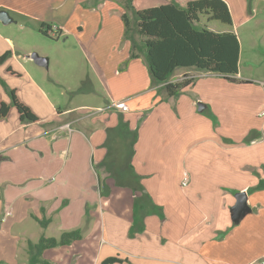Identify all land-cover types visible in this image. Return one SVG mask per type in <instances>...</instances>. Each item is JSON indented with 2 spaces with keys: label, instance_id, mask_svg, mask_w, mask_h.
Masks as SVG:
<instances>
[{
  "label": "crops",
  "instance_id": "0c3cea01",
  "mask_svg": "<svg viewBox=\"0 0 264 264\" xmlns=\"http://www.w3.org/2000/svg\"><path fill=\"white\" fill-rule=\"evenodd\" d=\"M2 10L30 30L46 23L51 35L56 29L59 37L73 36L104 93L99 97L95 84L82 93L96 98L94 113H77L90 107L86 103L63 108L60 93L87 80L76 71V87L59 73L73 57L65 55L66 41L51 39L61 55L43 54L51 70L39 79L32 76L41 72L31 63L32 53L22 56L14 38L0 34V54L12 51L0 76L8 66L18 75L4 77L28 78V88L9 86L40 118L23 123L14 107L8 119H0L2 222L20 226L32 218L39 224L35 217L46 216L48 227L39 224L46 236L54 224L52 236L82 228V239L44 251L55 264H102L112 256L122 259L115 264H264V188H256L264 179L261 164L246 160L240 167L237 151L224 163L216 142L207 151L186 148V137H180L186 135V114L179 102L176 112L171 109L174 97L162 85H152L144 57H130L118 0H0ZM2 24L0 19V29ZM0 98L10 102L1 85ZM116 101H125L129 110L111 108ZM119 145L126 149L113 154ZM202 168L214 176L194 195L174 182L176 174L185 178L190 172L199 179ZM223 171L237 179L234 187L228 184L232 193L216 183ZM31 197L33 206L25 202ZM20 236L22 264H30L28 241H36L25 231Z\"/></svg>",
  "mask_w": 264,
  "mask_h": 264
},
{
  "label": "rangeland",
  "instance_id": "374dc122",
  "mask_svg": "<svg viewBox=\"0 0 264 264\" xmlns=\"http://www.w3.org/2000/svg\"><path fill=\"white\" fill-rule=\"evenodd\" d=\"M175 1L181 5H185L188 0ZM226 1L232 12V24H226L219 20H210L207 15H202L201 20L197 24L201 27L206 26L213 31L236 32L241 45L239 72L236 76L237 80H229L217 73L208 74L209 72L206 73L199 70L186 68L180 69L176 72L174 81L184 80L191 77H194L195 81L191 85L184 87L179 95L172 99V102H170L171 109L175 111V105L177 106V103L179 102V108L186 114V118L184 117L186 119V135L181 134L180 137H186V148L190 149L192 153L201 150L207 151V146L211 147V145L216 142L222 146L221 152L224 163H229L230 154L233 151H237L236 153H238V155L240 153V167L247 160L246 162H252V165L261 164V168L264 171V0ZM40 32L41 30L39 28L36 30H30L24 26L21 21L18 22L16 20L9 23L4 22L0 29V34H3L4 36L7 34L14 38L18 49L17 52L22 56L24 53L31 54L33 52H37L40 55L49 53L50 56H53V52H57L61 55L59 50L55 51L52 49L55 45L51 39L55 41L60 40V42L66 41L65 44H63L66 47L64 51L65 55H69L71 52L75 60L72 57L70 65L64 63V67L58 70L59 73L71 84H75L76 87L78 85L75 81L76 71L81 72V75L82 73H85L87 80H85L78 89L66 90L65 88L64 94L60 93V98L62 99L61 106L66 108L76 104L86 103L90 107L85 108L84 110H78L77 113H94V110H96L94 106L97 104L96 98H87L86 96H83L82 93L89 92L90 89H93L94 84V88H96L98 92L97 94H100L99 97L104 93L103 87L97 81L95 74L88 63V56L84 51L79 49L77 41L73 36H68L65 39V37H59V34L56 33V35L52 34L55 37L52 38L42 35ZM17 61L19 63L25 62L23 59H18ZM31 61V63H35L34 60L31 59ZM5 63L0 64V67L4 66ZM35 67L41 72H36V74L32 73V76L34 75L39 79L49 75L51 70L50 64L48 67ZM2 69L3 77L5 73H8L9 75L15 74L8 70V66L3 67ZM188 70H191V72H186ZM3 77L0 76V85L4 93L10 98L9 103L12 102V97L6 85L21 84L23 87L28 88V78L20 82V79L16 77H12V79L11 77ZM6 78H9V81H7ZM198 96L200 98L198 102H202L206 105V108L202 111H199L198 109L199 104H197L193 110L190 109V104ZM88 99L91 101H88ZM111 108L118 109L115 106H112ZM98 114L100 113L95 112L94 116H97ZM8 117L6 119H8ZM72 117L73 114L69 116V118ZM132 119L135 121L134 117ZM108 136L114 137L112 134ZM254 139H257V141L253 142L252 140ZM124 146H115L112 150L113 154L123 152L122 150L126 149V146ZM232 161L234 162V157ZM203 167L206 166L204 165ZM244 170L249 171L252 169L246 166L244 167ZM189 174L190 176L187 174L186 177L193 181L192 186H188V178H183V173L182 175L176 174L175 180H173L180 189L190 192L192 195L195 194L196 190L203 188L201 183L207 184L211 177L214 176L206 173L203 168L200 174H198L200 176L199 179H197V176L194 177L192 172ZM222 177V182L220 179H217L216 183H221L222 189L232 193L233 190L228 184L232 183L234 187L236 183L235 180L237 179L233 177L232 180L231 175L226 174L225 171H223ZM199 182L201 188L197 189L195 186ZM218 191H220V187H218ZM0 199L2 200L1 197ZM1 200L0 264H22V261H24L23 256L25 255L23 253L19 254V242L22 241L20 234L25 231L27 232V237L32 236L33 240L38 241L41 235L40 226L32 218H29L20 226H15V224H12L10 221L2 222L1 212L3 205ZM32 200L33 198L31 197L25 202H27L28 205L33 206L34 201ZM55 231L56 225L54 224L47 230V235H55ZM18 256H20V258H18ZM99 264H101V262Z\"/></svg>",
  "mask_w": 264,
  "mask_h": 264
},
{
  "label": "trees",
  "instance_id": "16d2710c",
  "mask_svg": "<svg viewBox=\"0 0 264 264\" xmlns=\"http://www.w3.org/2000/svg\"><path fill=\"white\" fill-rule=\"evenodd\" d=\"M119 3L124 9V37L131 43L130 57H144L152 85H162L168 97L178 96L184 87L195 81L194 77L174 81L180 69L212 72L232 81L237 80L241 45L236 32H216L197 24L202 15H207L210 20L232 24V12L226 0H188L185 5L175 0H120ZM50 28L44 23L40 30L44 35L55 38L49 33ZM10 56L11 50L0 54V64ZM8 70L18 74L11 67ZM6 87L12 102L0 98V119H6L15 107L23 123L39 121V116L19 98L17 89ZM256 188H264V179H260ZM35 219L43 228H47L51 222V218L46 216H36ZM83 237V229L76 228L63 231L59 236L43 234L36 242L29 240L27 250L30 264H55L44 258L46 249L71 244ZM121 261L119 257L112 256L102 264Z\"/></svg>",
  "mask_w": 264,
  "mask_h": 264
},
{
  "label": "water",
  "instance_id": "95a60500",
  "mask_svg": "<svg viewBox=\"0 0 264 264\" xmlns=\"http://www.w3.org/2000/svg\"><path fill=\"white\" fill-rule=\"evenodd\" d=\"M0 19L5 22L8 23L11 21V18L9 17V13L6 10H2L0 12ZM31 58L35 61L36 64L43 66V67H48L49 66V57L48 56H43L40 55L37 52H33L31 54ZM206 105L202 102H199V111H202L204 109Z\"/></svg>",
  "mask_w": 264,
  "mask_h": 264
},
{
  "label": "built area",
  "instance_id": "2783aa9c",
  "mask_svg": "<svg viewBox=\"0 0 264 264\" xmlns=\"http://www.w3.org/2000/svg\"><path fill=\"white\" fill-rule=\"evenodd\" d=\"M51 32H53L54 34L58 33L56 29H51ZM113 106L123 111L129 110V107L125 101H116L114 102Z\"/></svg>",
  "mask_w": 264,
  "mask_h": 264
}]
</instances>
